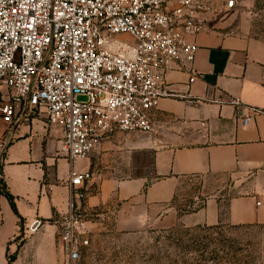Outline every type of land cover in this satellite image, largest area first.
I'll return each instance as SVG.
<instances>
[{
	"label": "crops",
	"instance_id": "0c3cea01",
	"mask_svg": "<svg viewBox=\"0 0 264 264\" xmlns=\"http://www.w3.org/2000/svg\"><path fill=\"white\" fill-rule=\"evenodd\" d=\"M235 1V9L215 22L213 31L192 39L199 49L191 67L200 76L190 83L188 71L168 73V89L176 95L159 101L153 113L156 130L150 136L118 132L76 165L63 147L61 127L32 111L14 127L0 122V142L7 145L0 179L18 210L0 194V264L17 251L16 239L23 231L27 239L12 264H20L29 250L38 256L39 242L55 255V221L68 210L71 171L94 172L86 185L85 207L110 213L113 208L122 230L219 223L222 200L209 199L196 212L183 215L172 203L183 177L208 175L234 181L231 190L237 194L228 202V222L264 226V40L251 34L240 12L248 0ZM212 2L221 7L227 0ZM234 99L240 104L232 103ZM244 112L251 115L246 127ZM142 156L151 160L140 167ZM35 219L42 225L32 233L28 227ZM37 232L45 239L36 242L32 234ZM60 249L63 253L61 244Z\"/></svg>",
	"mask_w": 264,
	"mask_h": 264
},
{
	"label": "built area",
	"instance_id": "2783aa9c",
	"mask_svg": "<svg viewBox=\"0 0 264 264\" xmlns=\"http://www.w3.org/2000/svg\"><path fill=\"white\" fill-rule=\"evenodd\" d=\"M236 7L227 0H0V122L14 127L28 111L63 129L69 160L88 158L118 132L152 133L159 101L176 94L167 75L188 71L199 46ZM232 103L239 105L234 99ZM259 112L257 109H252ZM251 119L242 114L243 126ZM0 142L1 155L6 148ZM93 171H71L68 210L55 221L64 264L90 246L85 207ZM42 225L35 219L28 227Z\"/></svg>",
	"mask_w": 264,
	"mask_h": 264
},
{
	"label": "rangeland",
	"instance_id": "374dc122",
	"mask_svg": "<svg viewBox=\"0 0 264 264\" xmlns=\"http://www.w3.org/2000/svg\"><path fill=\"white\" fill-rule=\"evenodd\" d=\"M240 12L249 23L251 34L264 40V0H248ZM125 134L150 136L151 133ZM81 160L70 163L77 165ZM150 160V157L142 156L138 163L142 167ZM233 183V179L225 175L181 179L172 202L177 213L191 214L209 199L222 200V219L214 225L188 221L171 227L127 231L117 226L113 208L110 213L108 209L98 207L100 216L90 217L93 229L90 246L82 252L77 264H264V226L234 225L227 220L228 202L237 194L231 190ZM25 234L23 231L16 239L19 249L26 242ZM32 235L36 242L46 237L41 232ZM55 240V255L46 251V244L39 242L36 243L40 248L38 256L29 250L20 264H64L58 234Z\"/></svg>",
	"mask_w": 264,
	"mask_h": 264
},
{
	"label": "trees",
	"instance_id": "16d2710c",
	"mask_svg": "<svg viewBox=\"0 0 264 264\" xmlns=\"http://www.w3.org/2000/svg\"><path fill=\"white\" fill-rule=\"evenodd\" d=\"M0 194L6 196L9 199V201L12 205V208L14 209V211L16 213H18L16 203H15V197L10 193V191L8 190V187H7L6 183L3 181V179H0ZM21 221H23L22 218H21ZM18 252H19V248L13 254H8V263L7 264H12L16 260Z\"/></svg>",
	"mask_w": 264,
	"mask_h": 264
}]
</instances>
